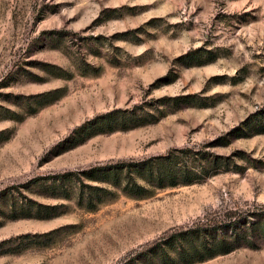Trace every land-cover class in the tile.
Here are the masks:
<instances>
[{
  "label": "rangeland",
  "instance_id": "374dc122",
  "mask_svg": "<svg viewBox=\"0 0 264 264\" xmlns=\"http://www.w3.org/2000/svg\"><path fill=\"white\" fill-rule=\"evenodd\" d=\"M135 104L158 118L61 149ZM184 145L205 176L95 208L52 192L64 169ZM260 203L264 0H0V264H161L147 242L223 207L249 210L255 244L190 264H264Z\"/></svg>",
  "mask_w": 264,
  "mask_h": 264
},
{
  "label": "trees",
  "instance_id": "16d2710c",
  "mask_svg": "<svg viewBox=\"0 0 264 264\" xmlns=\"http://www.w3.org/2000/svg\"><path fill=\"white\" fill-rule=\"evenodd\" d=\"M188 96L189 94H182L168 98L178 105L180 102H186L184 98ZM157 118V115L144 109L140 104H135L133 107L114 106L76 125L72 133L60 141H68L61 149L72 146L95 132L111 131L119 127L127 128ZM204 155L205 150L200 147L173 146L163 152L108 159L83 167L68 168L51 175V181L54 183L52 192L54 195L66 198L74 196L77 204L86 208H95L99 203L116 196L119 192L143 196L152 193L156 188L199 179L207 172L204 165L196 159ZM248 211L236 207H223L198 216L191 223L177 228L171 227L165 231L166 233L147 242L148 254L159 250L166 253V258L161 260V264H190L217 252L228 251L240 244H255L248 235L250 229L248 227L254 222L248 217ZM257 211L264 216V203L259 204ZM225 228H231L230 237L224 233ZM187 241L192 242L187 244ZM170 245L175 250L174 254L165 249Z\"/></svg>",
  "mask_w": 264,
  "mask_h": 264
}]
</instances>
